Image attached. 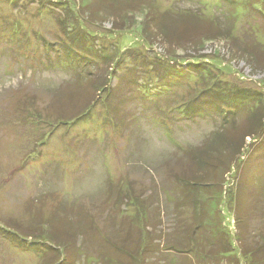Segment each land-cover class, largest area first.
I'll use <instances>...</instances> for the list:
<instances>
[{"label":"rangeland","instance_id":"obj_1","mask_svg":"<svg viewBox=\"0 0 264 264\" xmlns=\"http://www.w3.org/2000/svg\"><path fill=\"white\" fill-rule=\"evenodd\" d=\"M252 1L0 0V264H119L125 256L118 254V259L112 245L129 243L135 250L145 244L140 231L144 238L149 232L152 244V253L142 256L147 264H264V134L259 142L256 136L246 140L226 178L220 208L225 210L234 256L215 255L223 242L212 239V229L197 234L205 244L206 262L166 252L168 238H163L179 220L174 210L183 186L174 176H194L188 151L220 145L229 149L254 123L263 120L264 127V62L252 61L226 38L196 46L199 39L186 34L194 30L182 23L190 18L208 29L219 26L260 59L264 14L251 7ZM256 2L264 10V2ZM129 6L134 13L127 14ZM154 15L177 34L172 48L147 21ZM68 25L91 34L94 52L104 49L114 57L144 54L152 60L154 55L173 56L182 69L197 64L200 75L184 81L177 92L194 96L211 79L216 89L230 90L233 96L227 100L234 101H218L216 107L222 105L225 113L166 119L155 99H137L140 93L125 69L113 76L111 91H101L97 78L108 74L99 63L83 72L82 66L54 67L51 62L56 50L65 53ZM48 45L56 56L47 54ZM94 52L88 53L92 62ZM108 81H103L106 88ZM131 96L134 101L129 102ZM161 102L162 107L168 104ZM108 107L114 109L110 115ZM210 173V181H222L221 173ZM117 191L125 199L121 203ZM136 198L142 199L141 205L147 203L148 210L154 208L148 224H137L143 211ZM123 218L134 224L128 242ZM53 221L55 228L74 234L69 245L58 246L56 255L45 247L21 245L24 239L43 242Z\"/></svg>","mask_w":264,"mask_h":264},{"label":"trees","instance_id":"obj_2","mask_svg":"<svg viewBox=\"0 0 264 264\" xmlns=\"http://www.w3.org/2000/svg\"><path fill=\"white\" fill-rule=\"evenodd\" d=\"M256 1L262 3L264 2V0L252 1L253 3H251L252 4L251 7H253V9L262 11V13L264 14V10H262L261 7H260L261 10L258 9L259 5ZM228 2H230V0H228ZM130 7L133 6H129V10H127V14H131L135 12L134 8H130ZM117 13L119 15L122 14L121 10H118ZM147 21H151L150 23L155 24L157 30L160 32L157 35L163 36L164 39L167 40V43H169V46L171 48L173 47L172 45H175V41H176L175 39L177 38V34H175L173 30L170 31L169 27H166L164 22H162L163 20L161 21L160 19H158L157 15H154L153 17H149ZM194 21L193 20L191 21L189 18L188 20L185 21L184 24L182 23V25L184 28H189V29L192 28L194 30L193 32L192 31L187 32L186 34L191 39L194 38L199 39L197 42H195L196 46L204 45L208 42H215L217 40H220L221 38H226L229 39V41L233 42V45L235 46V48H237L238 52L244 53L243 55H246V57L248 56L252 61L257 62V60L259 61L261 60V62H264V56L258 59L257 54L253 52H252L253 54L250 53L249 48H247L248 46L241 47L237 43L239 41L237 38H229L230 33L222 32L219 29V26L217 27L213 26V29L212 27L208 29L203 25H200L199 23ZM146 26L150 29L149 24H147ZM71 27L72 26L68 25L64 29L65 30L64 36L66 41L65 42L66 47L64 49L65 53L58 54L61 51V49L56 50L57 58L56 60L52 58L53 61L51 62L54 63V67L58 65L66 67L69 64V66L78 69L79 67L82 66L84 68V69L82 68L83 72L85 71L87 66L93 64V67H96V64L98 65L99 63V65L101 66L99 69L100 70L103 69V71L105 72L107 71L108 74L106 76L99 75L97 78L95 85L96 87L98 86V88L101 89V91L104 92L111 91L110 84L112 82V79L116 77V73H120L123 69H125L126 71L127 70L130 71L129 74L133 76L131 83L132 85L134 83V85L136 86L134 87L136 88L137 92L140 93V95L137 96V99H139L140 102H144V103L155 99L153 102H158L157 104L158 110L166 119H171V118L173 119V117L177 115L178 116L184 115V117H187L188 119H196V118L212 116L211 114L213 113L214 114L215 113L220 114L221 112L225 113L222 105L216 107L218 101L222 102L224 105H228L229 103H232L234 101V100L231 101L227 100V98L230 99L231 96H233L230 93V90L228 91L226 90L222 92L216 89L215 88L216 82L215 80H211V79L209 80L211 82H208L207 79L206 86L201 90L200 93L198 92L194 96L189 97L188 94L177 92V88L180 87L184 88V81L189 80L193 75H200L201 70L199 69L197 64L191 63V65H194L195 67L191 66L190 68L182 69L181 66H177V64L174 62L175 59H173V56H166L165 59L164 57L162 58L161 56L159 57L157 55H154L153 58L155 59L152 60V57L146 56L144 54L137 55L134 57L133 56L128 57V55L122 57V55H120L118 56L119 57L118 58V57H114L104 49H100L94 52L93 49L94 46L91 45V42L94 40V38L91 36V34L86 31H83L82 29H77L75 27L71 29ZM186 34H179L178 36L185 38L187 37ZM148 38H150V36H148ZM184 38H181L180 40ZM153 41L154 40L152 36V42ZM46 49H47V54L49 56L52 53L56 56V51L50 49L49 45L46 46ZM92 51L95 53V55L93 56V62L88 55L89 52L93 53ZM82 71L80 70V73ZM103 78L106 79V81L107 78L109 80L107 84L108 85L107 88L103 84L104 81ZM108 99L106 98L107 106H108ZM127 100L129 102H132V100L134 101L132 96L130 100L129 99ZM161 100H166L168 102V104H166V106L168 107L167 109H165L166 106L162 107ZM125 103L126 102H123V104ZM111 104L113 105L114 109L119 111L118 106H115L112 102ZM107 109L109 115L114 111V109L110 107H108ZM142 109L145 110L146 106H144ZM87 115L88 114H85L84 116L86 117ZM109 120L111 121L110 118ZM111 124L113 125V123ZM253 126L254 128L250 129L246 134L244 133L242 137H240V139L237 140L234 139L233 140L234 142H232V145L229 146V149H225L222 145H220L219 148L217 146L209 150L208 148L204 147L203 148L204 150L201 151L200 150L196 151L193 149L188 151L194 165L193 166L194 170L193 169L191 170L194 176L185 177L182 175H175L176 178L174 176V181L176 180L177 183H179L180 187L183 186V189H181V194L179 195L178 200L176 201L177 206L176 209L174 210L175 213L179 216V220L175 228L172 230L171 234L163 235L164 240L168 238L167 244L169 245H167L166 252L173 251V254H177V255L179 254L181 255V257L186 255V258L191 256L192 259L194 260L196 258L197 260L198 259L201 260V262L204 261L206 262L208 261V258L205 253V246H204L205 244L203 242L202 243L200 242V239L203 240V238L200 237V239H198L197 234H201V232L204 233L205 229L207 230L212 229V233H211L212 239H217L219 242L221 241L223 242L222 247H220L221 250L219 249V247H217L219 251L215 255H217L218 258L221 257L232 258L234 256L235 254L234 250L236 248H232L235 246L232 243L231 239H228L229 234L226 230L227 227L225 226L224 223L225 210L223 211V209L220 207L223 202L222 201L223 193H227V190H225V186L228 185L226 183V178L228 179V176L231 175L232 172L231 165L232 163L237 161L238 159L237 154L239 155V153L242 151V149L246 144V140L248 138L252 136L253 137L256 136L258 137L257 142H259L262 138V135L264 134L263 120L259 121L258 124L254 123ZM215 152H218L217 156L215 155ZM239 156L241 157L242 153ZM210 169H214L216 171H211ZM195 170H199V171L209 170L210 172H214V175L221 173L222 181L218 183L219 180H216L215 177H214L215 181H210V175H211L210 172L202 176H196V174H194ZM119 191H122V189H119ZM119 191H117V193H120L118 202L121 203L125 199L122 196V192ZM199 191L203 192V194L206 193L207 197L201 195L202 193H200ZM192 199L194 200L193 206L196 208L194 209V213L191 216V214H189L188 212L189 211L188 207L190 206L191 204L190 202L192 201ZM136 200L138 202L136 205L140 206V208L143 211L142 215L141 216L138 215V218H136L137 224L139 225L143 223L148 224L150 221V215L154 211V208L150 211L148 210L149 208L148 207L146 208L145 206V204L147 203L145 204L143 203L141 205L142 199L136 198ZM116 217H120V216H116ZM125 219L127 218H123V221L125 222L126 225L122 224V227H125V234L127 235L125 241L128 242L131 240V238H133L132 235H134L133 234L134 229L132 227L134 224L128 222V220L126 222ZM48 225L49 227L47 226L48 228L47 236L43 242L40 241L36 242L37 238L32 239L31 242L24 241L25 240L24 239L23 242L25 243L22 242L21 245L24 246V248L26 249L32 248L31 246H35L37 248L45 247L47 249L53 250V254L55 253V255L57 253V248L58 246H60V244L66 246L69 245L68 241L70 240L69 239L70 237H73L74 235L73 233L68 232L66 229H64L65 231H61L62 229L55 228L54 221ZM44 227L46 228V226ZM40 229H43V225ZM140 234H142V238H143L142 241L145 244L135 250L132 248H128L132 244L130 245L128 243L127 246L124 245V247L123 246L121 247V246H117V244L113 242L114 244L112 245V247L114 248L113 251L116 253L115 256H117L118 259H119L118 254L120 255L123 254V256H125L124 259L119 264H147L146 259L142 256L149 255V253H152V248H151L152 244L148 237L149 232H146L145 238L143 236L144 232L140 231ZM23 237L28 239L29 236L23 234ZM144 239L146 240V242ZM15 240L18 241L17 239ZM160 252L161 250L158 252V254ZM98 253H100V250ZM254 256L255 254L253 253V259L255 258ZM104 259L105 257H103V262L105 261ZM105 264H107V261Z\"/></svg>","mask_w":264,"mask_h":264}]
</instances>
